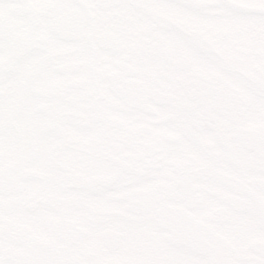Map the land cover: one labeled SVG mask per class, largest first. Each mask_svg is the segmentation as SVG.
<instances>
[{
    "label": "snow or ice",
    "instance_id": "6c2138e0",
    "mask_svg": "<svg viewBox=\"0 0 264 264\" xmlns=\"http://www.w3.org/2000/svg\"><path fill=\"white\" fill-rule=\"evenodd\" d=\"M0 264H264V0H0Z\"/></svg>",
    "mask_w": 264,
    "mask_h": 264
}]
</instances>
